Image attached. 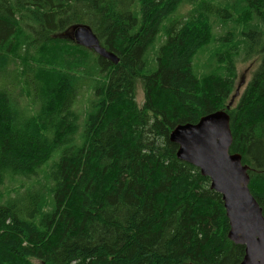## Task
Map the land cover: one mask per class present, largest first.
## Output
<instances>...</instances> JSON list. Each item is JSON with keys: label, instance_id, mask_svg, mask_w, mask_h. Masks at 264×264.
Here are the masks:
<instances>
[{"label": "trees", "instance_id": "1", "mask_svg": "<svg viewBox=\"0 0 264 264\" xmlns=\"http://www.w3.org/2000/svg\"><path fill=\"white\" fill-rule=\"evenodd\" d=\"M215 110L264 215V0H0V264L239 263L221 195L169 139Z\"/></svg>", "mask_w": 264, "mask_h": 264}, {"label": "water", "instance_id": "2", "mask_svg": "<svg viewBox=\"0 0 264 264\" xmlns=\"http://www.w3.org/2000/svg\"><path fill=\"white\" fill-rule=\"evenodd\" d=\"M62 34L114 64L119 61L85 23L72 24ZM243 83L241 80L238 84L226 109ZM169 139L177 144V158L196 166L221 195L229 223L228 238L244 246V255L237 264H264V215L248 187V165L242 163L240 153L229 151L232 133L227 111L209 112L195 123H178L171 129Z\"/></svg>", "mask_w": 264, "mask_h": 264}, {"label": "rangeland", "instance_id": "3", "mask_svg": "<svg viewBox=\"0 0 264 264\" xmlns=\"http://www.w3.org/2000/svg\"><path fill=\"white\" fill-rule=\"evenodd\" d=\"M189 10H190V6L187 4H184V5L180 6L175 11L173 17H180V16L184 15L186 12H188ZM239 29H240V27L238 26V30ZM213 31H214L216 36L219 34H222V32H223V29L221 27H219V24L216 21L214 22ZM237 35H239V34L237 33ZM238 38H239V36H238ZM215 44L216 43L210 42L198 50L197 54L193 58L194 66L201 68L203 65L206 66L209 64V57L211 56L210 54H211L212 50L215 48ZM256 65H257V57L251 58L247 61H243L241 58L237 60V63H236V68H237L236 83L239 84L241 82V80H243V82H244L243 85H241L239 88L240 91H242L244 89L246 82L249 80V78L253 72V69L255 68ZM201 70L202 69H199V71H201ZM238 84H237V86H238ZM236 89H237V87H236ZM239 90H238V94H239ZM135 91H136V101L138 102L139 105H141L143 103V92H142L141 85L139 83L136 84ZM8 187H9V185H7V188Z\"/></svg>", "mask_w": 264, "mask_h": 264}]
</instances>
